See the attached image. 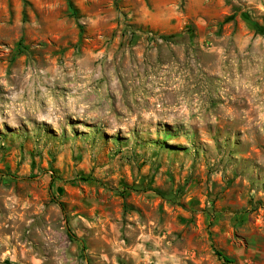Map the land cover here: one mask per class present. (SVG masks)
<instances>
[{
    "label": "rangeland",
    "instance_id": "374dc122",
    "mask_svg": "<svg viewBox=\"0 0 264 264\" xmlns=\"http://www.w3.org/2000/svg\"><path fill=\"white\" fill-rule=\"evenodd\" d=\"M0 263L264 264V0H0Z\"/></svg>",
    "mask_w": 264,
    "mask_h": 264
},
{
    "label": "trees",
    "instance_id": "16d2710c",
    "mask_svg": "<svg viewBox=\"0 0 264 264\" xmlns=\"http://www.w3.org/2000/svg\"><path fill=\"white\" fill-rule=\"evenodd\" d=\"M216 252L220 257H222L223 260H225L226 262H231V259L227 255H225L221 250L216 249ZM0 264H6V263H0Z\"/></svg>",
    "mask_w": 264,
    "mask_h": 264
}]
</instances>
